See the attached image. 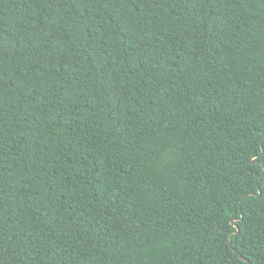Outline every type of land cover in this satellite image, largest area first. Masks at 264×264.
Masks as SVG:
<instances>
[{"label": "trees", "instance_id": "16d2710c", "mask_svg": "<svg viewBox=\"0 0 264 264\" xmlns=\"http://www.w3.org/2000/svg\"><path fill=\"white\" fill-rule=\"evenodd\" d=\"M239 256L264 264V0H0V264Z\"/></svg>", "mask_w": 264, "mask_h": 264}, {"label": "water", "instance_id": "95a60500", "mask_svg": "<svg viewBox=\"0 0 264 264\" xmlns=\"http://www.w3.org/2000/svg\"><path fill=\"white\" fill-rule=\"evenodd\" d=\"M258 193H260V192L258 191ZM241 219H242V215H241L239 218L232 219V221L230 222V226H231L232 228L235 229V232H231L230 234H233V233L237 234V233L239 232L238 227L236 226L235 222H238V221L241 220ZM229 236H230V235H229ZM228 243H229V240H228ZM239 257H240V259H241L242 261H245L247 264H249L247 260H245V259L242 258L241 256H239Z\"/></svg>", "mask_w": 264, "mask_h": 264}]
</instances>
